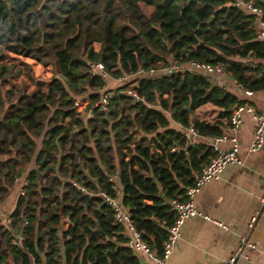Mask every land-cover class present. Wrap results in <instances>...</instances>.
<instances>
[{"label": "trees", "instance_id": "16d2710c", "mask_svg": "<svg viewBox=\"0 0 264 264\" xmlns=\"http://www.w3.org/2000/svg\"><path fill=\"white\" fill-rule=\"evenodd\" d=\"M253 1L264 11V0ZM142 4L152 6V13L143 12ZM256 30L255 16L235 0H0V204L17 188L11 223L0 226V264H140L100 192L120 204L160 253L174 219L169 201L184 199L211 155L205 145L182 149V128L193 123L202 135L218 134L216 125L193 120L197 108L209 103L228 118L244 103L202 73L161 70L170 60L206 62L222 66L246 89L264 90V41ZM112 37L116 76L150 69L157 75L119 86L107 111L92 92L83 113L54 123L58 110H72L73 98L63 97L69 78L100 81L88 67L94 62L110 73ZM51 43L69 52L70 75L33 81L29 91L25 80L9 88L22 67L27 77L32 74L9 52L42 60ZM80 46L84 52L76 55ZM43 85L45 103L33 106ZM128 85L144 100L134 101ZM174 145L179 151L168 149ZM21 177L25 195L17 183Z\"/></svg>", "mask_w": 264, "mask_h": 264}, {"label": "crops", "instance_id": "0c3cea01", "mask_svg": "<svg viewBox=\"0 0 264 264\" xmlns=\"http://www.w3.org/2000/svg\"><path fill=\"white\" fill-rule=\"evenodd\" d=\"M216 76L227 85L226 91L233 93L256 111H264V90L252 91V95L248 96L235 86V79L226 72ZM134 78L131 77L129 80ZM108 80L110 76L105 82ZM115 80L121 83L118 78ZM220 111V108L207 103L197 108L193 120L212 123L218 127V134H222L226 131L230 115L228 118H223L220 116ZM254 125L252 115L244 113L238 132L242 162L226 165L220 179L212 180L201 187L195 198L196 208L201 214L184 221L181 236L176 241L166 264H224L228 257L239 251V241L243 235L248 236V241L252 242L257 249L243 247L241 254L248 255L250 261L247 262L242 255H239L237 264H264V202L261 201L264 194V143L259 150L249 151ZM41 145V139H39L28 170L33 167ZM199 145H205L209 149L211 154L209 160L214 155L213 150L204 142V139ZM185 147L190 146L184 144L183 148ZM220 147L226 149L229 144L223 142L220 143ZM19 180L17 183L20 188L21 183L26 179L21 177ZM16 192L17 188L0 204V217H4L14 209ZM255 213H257L256 221L248 231V222ZM203 216H208L209 219ZM66 225L65 223L64 227ZM122 231L126 232L125 226ZM123 244L129 246L127 242ZM133 254L140 264H153L144 253L133 251Z\"/></svg>", "mask_w": 264, "mask_h": 264}, {"label": "built area", "instance_id": "2783aa9c", "mask_svg": "<svg viewBox=\"0 0 264 264\" xmlns=\"http://www.w3.org/2000/svg\"><path fill=\"white\" fill-rule=\"evenodd\" d=\"M235 4L237 6L243 7L249 13L255 16V20L257 23V30H256V38L258 40L264 41V11L263 8L256 5L253 0H235ZM264 4V3H263ZM90 73L92 76L100 77L102 82H104L109 76L110 73L106 70L105 65L103 62H94L88 65ZM179 71H189V72H199L211 80V82L222 88L223 90H227V85L217 79L216 75H222L225 71L220 65H211L206 62L200 61H190L188 63H180L177 60H172V62L165 67L162 68L161 74L163 75H173ZM150 75L154 76L157 75L156 71L150 69L148 71L140 70L137 73L130 74V75H121L118 79L121 82L129 78H137L142 75ZM159 76V75H158ZM134 78V79H135ZM235 86L244 91V93L248 96L252 95V90L246 89L243 87L242 84L234 81ZM130 93L136 100H144L143 97H138L136 93L130 90ZM110 95L106 92V94L101 97L100 101L97 105L100 107L101 111H107L108 104H109ZM244 113H250L255 121L253 137L251 139L249 145V151L255 152L259 150L263 143H264V111H256L251 105L249 104H240L237 105L236 108L232 109L230 114L228 123L226 125V131L222 134L218 135H207L204 136L200 133L199 129L191 123L187 127L182 128V137L184 140V144L190 147H196L200 144L202 139L207 145L213 150L214 155L208 160L206 164L203 165L199 174H197L194 178L193 183L188 186L184 193V199H172L170 202L171 210L174 212V219L172 223L169 225L167 229L166 239H164L161 252L158 253L156 250L150 248V246L142 239V236L139 231H137L132 224V221L126 211L120 206V204L113 198L107 196L104 192H100L106 201V203L112 207L114 221L117 224H121L125 226L126 232L122 233V237L127 241L129 247L135 252H142L147 257L149 261L153 264H166L168 257L170 256L173 247L176 241L181 236V228L184 221L192 216L200 215V211L196 208L195 205V198L198 192L200 191L201 187L206 183L212 180L220 179L221 172L224 167L231 163H241L242 159L240 156L239 151V141H238V132L242 124V116ZM228 143L229 147L226 149H222L220 147V143ZM170 151H179V147L174 145L168 147ZM182 149H184L182 147ZM187 154V151H184ZM82 193H87L86 189L77 185L76 182L73 183ZM27 185V181H23L20 187V194L25 195L23 187ZM261 201L264 202V194L261 197ZM10 212L7 213L4 217H0V226L1 225H8L11 223ZM257 213L251 216L248 222V231L251 229L256 221ZM206 219H209L208 216H203ZM28 222L25 220L24 225ZM225 229H228L227 226H224ZM24 240V235L20 234L18 236V241L21 242ZM240 249L237 253L231 255L226 259L224 264H237V257L241 254L243 247L249 246L254 249L257 247L248 241V236L243 235L240 237ZM247 262L250 261L248 255H242ZM33 264H37L35 261Z\"/></svg>", "mask_w": 264, "mask_h": 264}, {"label": "rangeland", "instance_id": "374dc122", "mask_svg": "<svg viewBox=\"0 0 264 264\" xmlns=\"http://www.w3.org/2000/svg\"><path fill=\"white\" fill-rule=\"evenodd\" d=\"M142 10L143 12L147 14H151L153 11L152 6L142 4ZM70 28V25H69ZM68 28V29H69ZM78 34V32H77ZM98 40H94L92 43L94 45L95 51H98L101 48V42H99V37L96 36ZM110 47H109V52H110V67L112 69L110 70V80L107 82H102V80H97L94 78L90 77H85V78H80L76 82H72L71 78L68 79L69 83H72V85H68L65 83V89L63 90V97L64 98H73L71 101L72 103V110L70 112H66L64 110H58V115L55 117V122L60 121L63 119L64 121H67L72 117L73 114L75 113H83L86 109V107L89 105V100L87 97L93 92L97 93L99 95V98L103 97L106 92L112 96L113 93L118 89V87L121 85H125L126 83H132L134 79L132 80H125L124 82H119L116 81L115 78H118L113 72V63H116V56H115V49L117 47V38L112 37L109 40ZM83 46H80L78 50H76V55L80 52H84L82 49ZM81 49V50H80ZM72 50V49H71ZM45 53L42 54V60H37L32 57L24 56L23 54H17L14 52H9V55L17 62H21L22 60L24 63L29 65V68L32 71V74H30L28 77L25 75V68L22 67V74L19 78H15L13 82L8 83V87H14L16 85H19L22 80H25L27 83H29L27 90L29 91L30 89L35 88V82L37 80H42L45 82L40 81L41 83H48L52 79L55 78H62L63 74L71 73L72 68L70 66L69 62V57L70 54L69 52L66 51L65 48H60L58 51L53 46V43L50 44L49 48L45 49ZM11 58V59H12ZM60 59V60H59ZM9 61V60H8ZM172 60L169 61L168 64H170ZM167 64V65H168ZM27 67V66H26ZM70 75V74H69ZM66 75V76H69ZM74 75V73H73ZM48 81V82H47ZM123 83V84H122ZM125 83V84H124ZM129 86V85H128ZM40 92L36 97L33 98V106H39L43 105L45 102H42L44 99L45 92L47 91V87L45 85L40 86ZM38 88V87H37ZM132 89V86L130 85L126 92H129ZM99 99V101H100ZM98 101V102H99ZM74 102V103H73ZM30 108V107H29ZM31 121V120H30ZM23 129L19 126L17 128V131H22ZM26 133V132H25ZM30 166V164L28 165Z\"/></svg>", "mask_w": 264, "mask_h": 264}, {"label": "water", "instance_id": "95a60500", "mask_svg": "<svg viewBox=\"0 0 264 264\" xmlns=\"http://www.w3.org/2000/svg\"><path fill=\"white\" fill-rule=\"evenodd\" d=\"M134 101H136V98L134 97ZM237 107V104L234 106V108H236Z\"/></svg>", "mask_w": 264, "mask_h": 264}]
</instances>
